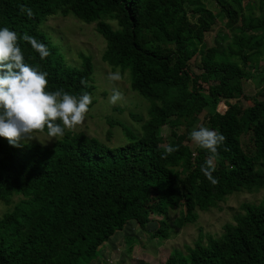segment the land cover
I'll list each match as a JSON object with an SVG mask.
<instances>
[{
  "label": "trees",
  "instance_id": "obj_1",
  "mask_svg": "<svg viewBox=\"0 0 264 264\" xmlns=\"http://www.w3.org/2000/svg\"><path fill=\"white\" fill-rule=\"evenodd\" d=\"M215 2L226 14V26L237 32L226 46L198 48L216 17L201 0H0V28L15 31L25 63L47 73L46 90L75 96L94 88L91 58L82 56L79 68L67 65L38 25L57 9H69L85 22L114 13L118 29L97 22L107 43L102 58L128 69L131 87L150 101L144 135L137 138L125 130L133 140L123 147L71 132L51 148L0 141V201L8 204L15 193L25 197L0 218V264H83L129 219L144 229L151 212L182 205L181 220L191 223L197 209L215 207L233 191L264 187V89L247 107L229 101L243 94L242 72L232 58L238 57L245 69L252 56L264 54V0H258V16L249 9L243 19L242 0ZM25 34L44 44L50 55L41 60L22 39ZM196 53L201 76L217 80L207 91L196 79L187 89V68ZM221 102L226 106L219 109ZM200 112L210 129L226 137L212 173L215 185L201 171L209 153L198 146L192 150L185 142L190 134L176 132L182 119ZM163 126L171 129L166 146L158 134ZM244 134L247 148L241 142ZM168 146L176 150L167 154ZM159 192L157 203L147 209L145 204ZM240 211L234 223L223 225L221 236L199 231L193 244L184 246L185 254L171 252L164 264H264V202H244ZM167 227L161 221L151 237L162 239Z\"/></svg>",
  "mask_w": 264,
  "mask_h": 264
},
{
  "label": "rangeland",
  "instance_id": "obj_2",
  "mask_svg": "<svg viewBox=\"0 0 264 264\" xmlns=\"http://www.w3.org/2000/svg\"><path fill=\"white\" fill-rule=\"evenodd\" d=\"M201 2L216 17L210 30L204 34L202 42L196 43V46L198 48L203 45L212 46L214 44L226 46L231 43L237 29H230L226 26L227 17L224 11L221 10L215 0H201ZM257 5L258 0H242V9L239 11L240 17L242 19L246 18L249 15V9L258 16ZM187 9L190 16L191 6L188 5ZM98 21L105 22L113 29L119 28L114 13L101 14L97 20L85 22L69 9L63 11L57 9L52 15L46 17L38 25V28L64 57L67 65L79 68L82 56H89L92 61V85L94 88L89 94L92 98L89 111L85 114V121L82 125H78L74 130L65 129V132L83 133L108 147L118 148L128 145L133 140L131 136L126 134L125 130H128L137 138L144 135L142 124L148 119L150 101L131 87L128 69H121L119 66L108 64L103 60L102 55L107 43L98 32ZM241 22L239 21L238 25H241ZM232 60L238 63L242 72L243 94L229 101L236 108L247 107L252 105L255 96L260 98L259 93L264 89L262 80L264 54L258 57L252 56L248 67L245 69L238 57L232 58ZM256 69L258 72L248 77L249 73L256 71ZM113 72L120 73V81L112 82L109 80V74ZM202 72L200 55L196 53L189 61L187 68L186 83L188 90H191L194 79L197 80L203 91H207L208 85L217 81L211 75L201 76ZM114 89H118L123 95V99L116 105L109 102V97ZM169 91L173 95L178 94L177 88L174 86H171ZM156 104L160 105V102L156 101ZM224 105V102H221L218 108L222 109ZM204 116L205 113L200 112L195 114L194 117H188L186 120L182 119L176 127V132L189 135L194 128H199L201 125L208 127ZM170 131L171 129L168 126H163L158 130L162 146H166L172 139ZM36 135L40 140L34 139L28 142L21 141L20 143H35L43 148H51L57 141L55 139L49 141L47 131L36 133ZM0 141L8 143V140L4 137H0ZM185 142H188L190 148L195 150L196 145L190 139L185 140ZM241 142L244 148L249 146L246 134L242 135ZM1 157L2 154L0 153ZM262 167L264 168V161ZM159 194L160 192L153 194V197L145 204L147 209L151 210L154 207ZM23 198L25 197L21 194L15 193L11 196L8 204L0 201V218L5 213L10 212L14 205ZM244 202L255 204L264 202V187L233 191L225 195L215 207L206 210L197 209V219L191 223L182 222V205L168 208L161 214L151 212L144 229L134 219H129L121 230L115 231L97 248L96 255L82 262L83 264H164L171 252L185 254L184 246L192 245L199 231L214 237L221 236L223 225L234 223L233 217L241 212L240 206ZM163 220L168 225L165 236L162 239L152 238L151 232Z\"/></svg>",
  "mask_w": 264,
  "mask_h": 264
},
{
  "label": "clouds",
  "instance_id": "obj_3",
  "mask_svg": "<svg viewBox=\"0 0 264 264\" xmlns=\"http://www.w3.org/2000/svg\"><path fill=\"white\" fill-rule=\"evenodd\" d=\"M22 12L33 15L30 8H21ZM22 39L44 60L50 55L46 46L35 37L25 34ZM47 73L25 63L18 35L7 27L0 28V137L8 140L10 145L19 146L21 141L39 139L36 133L47 128L49 141L59 140L65 129L74 130L85 121L92 98L84 93L72 95L63 89L47 91ZM109 80H121L119 72L109 74ZM123 99L122 93L114 89L109 102L116 105ZM196 146L209 153L201 171L213 185L218 183L214 178L215 162L219 155V147L226 137L216 130L200 126L194 128L189 135ZM40 140V139H39ZM176 149L168 146L165 149L171 154Z\"/></svg>",
  "mask_w": 264,
  "mask_h": 264
}]
</instances>
